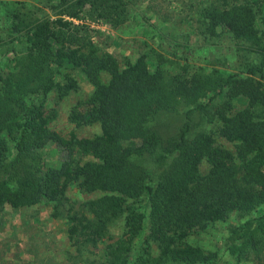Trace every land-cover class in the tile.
<instances>
[{"label": "trees", "instance_id": "16d2710c", "mask_svg": "<svg viewBox=\"0 0 264 264\" xmlns=\"http://www.w3.org/2000/svg\"><path fill=\"white\" fill-rule=\"evenodd\" d=\"M60 3L56 19L13 14L0 26L9 58L0 74V206L60 201L71 184L103 193L71 217L68 231L95 242L121 220L123 235L103 264H217L215 253L187 239L231 212L247 218L228 226L224 251L237 260L264 255V0L199 8L201 34L210 40L223 31L237 47L235 60H206L210 66L192 63L177 43L163 47L168 57L120 64L73 20L121 26L129 0ZM75 74L92 91L68 116L99 128L88 138L51 130L56 115L44 109L50 93L62 100L79 91Z\"/></svg>", "mask_w": 264, "mask_h": 264}, {"label": "rangeland", "instance_id": "374dc122", "mask_svg": "<svg viewBox=\"0 0 264 264\" xmlns=\"http://www.w3.org/2000/svg\"><path fill=\"white\" fill-rule=\"evenodd\" d=\"M209 1L129 0V20L121 26L113 27L97 20L73 22L87 25V37L101 50L113 54L120 64L127 59L134 61L142 54L149 58L154 53L168 57L163 47L175 43L188 47L194 57L191 62L197 66H210L206 60L216 58L235 60L236 42L229 34L218 31V36L207 40L200 32L197 13ZM62 9L60 0H0V26L9 27L14 21L13 14L24 19H56ZM0 35L4 40L8 39L6 34ZM2 52L0 48V74L4 75L8 71L4 67L5 59L9 58ZM76 77L79 79V91L62 100L50 93L45 99L44 109L55 112L56 116L49 125L51 130L63 137L75 132L78 137L88 138L99 134V128L95 125L77 127L68 116L72 108L84 102L92 91L83 76ZM102 80L107 81L108 76L103 75ZM60 155L58 151L51 159L49 154L50 164L56 165ZM73 156L83 161L84 157L79 154ZM101 195L103 193L100 192L87 193L71 184L60 201L21 208L6 204L0 206V264H103L108 246L123 235L121 220L114 221L105 235L95 242H83L81 236L68 238L69 227L74 223L71 217L81 216L85 213V203ZM246 218L244 213L231 212L226 220L213 224L203 233L190 236L187 243L215 253L217 264H264V255L260 258L250 255L237 260L224 251L228 226ZM134 257L132 255L131 260Z\"/></svg>", "mask_w": 264, "mask_h": 264}]
</instances>
